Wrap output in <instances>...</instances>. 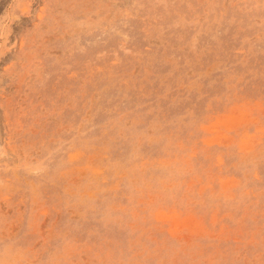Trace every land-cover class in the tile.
Here are the masks:
<instances>
[{
    "label": "rangeland",
    "instance_id": "1",
    "mask_svg": "<svg viewBox=\"0 0 264 264\" xmlns=\"http://www.w3.org/2000/svg\"><path fill=\"white\" fill-rule=\"evenodd\" d=\"M0 264H264V0H0Z\"/></svg>",
    "mask_w": 264,
    "mask_h": 264
}]
</instances>
